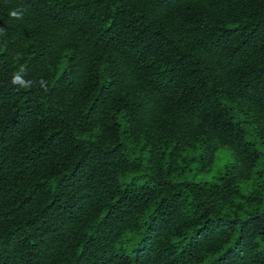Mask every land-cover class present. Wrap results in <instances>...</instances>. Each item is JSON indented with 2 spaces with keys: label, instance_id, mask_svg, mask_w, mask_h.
Instances as JSON below:
<instances>
[{
  "label": "trees",
  "instance_id": "1",
  "mask_svg": "<svg viewBox=\"0 0 264 264\" xmlns=\"http://www.w3.org/2000/svg\"><path fill=\"white\" fill-rule=\"evenodd\" d=\"M0 29V264H264V0H0Z\"/></svg>",
  "mask_w": 264,
  "mask_h": 264
},
{
  "label": "rangeland",
  "instance_id": "2",
  "mask_svg": "<svg viewBox=\"0 0 264 264\" xmlns=\"http://www.w3.org/2000/svg\"><path fill=\"white\" fill-rule=\"evenodd\" d=\"M228 160V151L224 147H220L216 153L214 161L206 172L194 173H185V177L199 182H208L211 181L215 176L222 170L223 165ZM192 169V167H191Z\"/></svg>",
  "mask_w": 264,
  "mask_h": 264
},
{
  "label": "clouds",
  "instance_id": "3",
  "mask_svg": "<svg viewBox=\"0 0 264 264\" xmlns=\"http://www.w3.org/2000/svg\"><path fill=\"white\" fill-rule=\"evenodd\" d=\"M24 9L23 8H19V9H16V10H13L9 13V15L13 18H22L23 17V14H24ZM3 30L0 29V32H2ZM14 83H20L21 86L23 87H27V82H21L20 79L17 77L14 79ZM45 91H47V89L45 88L44 89Z\"/></svg>",
  "mask_w": 264,
  "mask_h": 264
}]
</instances>
